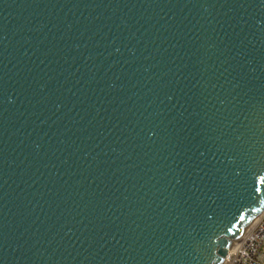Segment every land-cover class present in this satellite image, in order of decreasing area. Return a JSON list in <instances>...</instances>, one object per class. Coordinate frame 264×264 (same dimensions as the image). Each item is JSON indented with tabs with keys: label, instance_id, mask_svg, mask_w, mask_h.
Instances as JSON below:
<instances>
[{
	"label": "water",
	"instance_id": "1",
	"mask_svg": "<svg viewBox=\"0 0 264 264\" xmlns=\"http://www.w3.org/2000/svg\"><path fill=\"white\" fill-rule=\"evenodd\" d=\"M258 174L261 0H0V264H224Z\"/></svg>",
	"mask_w": 264,
	"mask_h": 264
},
{
	"label": "built area",
	"instance_id": "2",
	"mask_svg": "<svg viewBox=\"0 0 264 264\" xmlns=\"http://www.w3.org/2000/svg\"><path fill=\"white\" fill-rule=\"evenodd\" d=\"M225 264H264V210L243 241L227 253Z\"/></svg>",
	"mask_w": 264,
	"mask_h": 264
},
{
	"label": "snow or ice",
	"instance_id": "3",
	"mask_svg": "<svg viewBox=\"0 0 264 264\" xmlns=\"http://www.w3.org/2000/svg\"><path fill=\"white\" fill-rule=\"evenodd\" d=\"M261 3L264 4V0H261ZM262 187H264V174H258L253 178V189L259 194L262 191Z\"/></svg>",
	"mask_w": 264,
	"mask_h": 264
},
{
	"label": "bare ground",
	"instance_id": "4",
	"mask_svg": "<svg viewBox=\"0 0 264 264\" xmlns=\"http://www.w3.org/2000/svg\"><path fill=\"white\" fill-rule=\"evenodd\" d=\"M259 219V216L256 217L249 226H247L244 231H243V234L242 236L240 237V239H238V241L235 242V245H234V248L235 246H237L238 244H240L243 239L245 238V236L248 234V232L254 227V225L256 224L257 220ZM229 252V251H228ZM225 264V263H224Z\"/></svg>",
	"mask_w": 264,
	"mask_h": 264
}]
</instances>
